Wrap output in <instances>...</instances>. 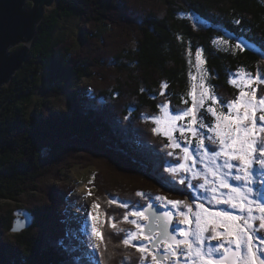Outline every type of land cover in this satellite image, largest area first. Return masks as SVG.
Returning <instances> with one entry per match:
<instances>
[{"label":"trees","instance_id":"16d2710c","mask_svg":"<svg viewBox=\"0 0 264 264\" xmlns=\"http://www.w3.org/2000/svg\"><path fill=\"white\" fill-rule=\"evenodd\" d=\"M77 16L93 25L90 31L83 27L84 43L77 44L84 49L91 45L92 62L82 58L74 41L68 43L58 33L63 17ZM219 35L232 38L233 44L218 45ZM242 38L250 44L243 51L234 41ZM32 44L28 61L0 90V199L14 204L0 213L11 238L0 242V264L66 261L72 250L64 247L67 225L60 223L59 213L66 193L61 189L50 197L51 209L27 202L34 201L35 180L50 173L60 179L62 170L58 167L55 173V167L63 168L69 158L78 162L77 151H83L79 152L83 158L105 160L107 173L137 176L135 185H125L128 189L118 185L123 191L113 192L107 184L99 194L103 207L108 196L132 200L146 196L140 191L153 195L158 186L170 187L173 181L164 168L170 140L152 117L159 115L163 103L181 110L190 105L189 75L197 50L206 57L210 82L222 102L236 99L241 92L231 81L233 73L245 69L264 74V0H58L38 25ZM110 63L114 69L108 68ZM83 78H91L90 88L79 85ZM43 80L56 94L31 105ZM62 94L65 107L49 109L48 102ZM43 108L49 109L48 115ZM146 111L151 117L144 116ZM208 120L211 123L212 116ZM64 147L72 155L61 158ZM22 206L35 216L34 224L14 233V212ZM104 233L112 231L105 226ZM120 246L117 241L106 264H112L109 259L114 264L129 262Z\"/></svg>","mask_w":264,"mask_h":264},{"label":"snow or ice","instance_id":"6c2138e0","mask_svg":"<svg viewBox=\"0 0 264 264\" xmlns=\"http://www.w3.org/2000/svg\"><path fill=\"white\" fill-rule=\"evenodd\" d=\"M236 23L239 24L240 21L237 20ZM237 47L243 51L248 45L242 38ZM195 55L197 67H199L201 50H197ZM248 79L251 81L253 78ZM255 79L264 83V75H258ZM232 83H235V80ZM163 86L167 87L166 84ZM200 87L203 91L200 92L199 100L193 95V107L183 111L182 115L169 116L170 121L174 123L185 116H191L189 128L192 129L199 121L193 109L202 108L206 97L219 102L217 94L209 97L204 85L201 84ZM195 88L196 86L193 85L194 90ZM260 91L264 93V89ZM221 105L229 109L228 114L217 115L212 107L207 109L216 117L214 127L205 122L199 123L200 128L207 127V130L213 133L207 139L213 145L218 144L219 150L209 151L204 143V137L194 132L197 135V147L203 150L201 159L206 161L204 183L200 184V188L209 194V203L230 205L232 208H238L243 215H233L225 211L213 212L205 208L203 203L196 204V210L193 211V205L187 201L169 200L168 203L174 208L183 205V209L188 210L187 212L180 210L179 215L183 218L180 223L190 227L187 230H179L178 238L169 230L172 220L171 214L167 212L155 216L147 234L144 232L143 225L136 220L129 221L136 226L137 231L127 233L123 244L128 246L131 241L138 239L146 241V244L136 249L141 253V261H147L150 256V264H181V260L183 264H264V235L257 231V227L259 230H264V123H261L264 122V115H256L258 112L264 113V96L257 97L255 90L251 92L242 90L239 97L230 102H221ZM162 107L167 109L168 106L165 104ZM165 114L168 115L167 112ZM153 119L155 123H160L159 118ZM183 131L184 129H180L182 136ZM165 134L171 141V132ZM171 146L179 147V144L172 141ZM183 153L185 161L192 159L188 148H184ZM220 159H223L222 165L217 164ZM253 165H258L262 170L261 184L257 189L251 186L256 183ZM221 168L226 171H220ZM233 170L238 174L232 176ZM178 171H192V167L186 168L185 164L181 163L178 168L169 169V172L173 174ZM200 176V173L193 172L194 178ZM209 176L212 177L211 181L208 179ZM229 177L242 181L243 186L234 187L229 183ZM180 183L183 184L184 180ZM220 189L228 191L218 195ZM122 206L127 207V205ZM151 207L150 205L149 208ZM189 214H191V220ZM132 215L140 219L144 218V213L140 211L133 212ZM124 219L127 221V215ZM112 227L115 228L116 225L113 224ZM222 227L226 229L223 233L218 231ZM93 232L98 238L103 239L102 234L95 228ZM257 240L260 241L258 246L254 244ZM210 241H218V243L214 245ZM95 247L98 248L99 245ZM161 249H163L162 252Z\"/></svg>","mask_w":264,"mask_h":264},{"label":"rangeland","instance_id":"374dc122","mask_svg":"<svg viewBox=\"0 0 264 264\" xmlns=\"http://www.w3.org/2000/svg\"><path fill=\"white\" fill-rule=\"evenodd\" d=\"M57 2L58 0H55L52 5L46 6L45 15L52 12V10L56 8ZM30 6H32L31 1H29V7ZM185 15L189 16L195 21L196 17L193 14L187 13ZM196 22L198 21L196 20ZM83 27L85 28L86 31L88 30L90 31L92 30L93 25L86 23L84 18L80 16L73 17V18L63 17L58 23V33L62 35L65 39H67L68 43H73L74 41L76 43L75 44L76 47H78L77 46V44H79L78 42L84 43L83 38L80 37L81 36L80 32L81 31L84 32ZM234 41H235V44H238L239 39H234ZM216 42L220 46L227 45V44H233L232 38H226L225 36H221V35L216 37ZM32 43L33 42L31 41H28V42L21 41L15 44L14 46H12L10 50L16 51L20 47L26 46L30 48V51H31L32 45H33ZM247 45L250 46V44H247ZM90 46L91 45H87V46L85 45L84 47H87V49H84L82 46L79 45L78 48L80 49V51L82 52V55L84 56L82 58L87 57L92 62L94 61L95 55L91 51L89 52L88 48ZM78 51L79 50H77V52ZM206 63H207L206 57L202 53H201V63L199 64V67H197L196 57L194 61L191 63L190 75H189L191 85L189 88L190 90H188L190 105L181 110V109H178L175 105H171L170 103H163L162 106L166 104L168 106L167 109H164L163 107H161L159 115L152 117V120H154L153 118L160 119V127H161L160 131L162 130L164 134L169 131L171 132L172 140L169 143L172 144V141H175V143L179 144V147H173L170 145V147L173 149L174 152H176L177 149H179L183 153L184 148L190 149L191 147H195V148H191L195 150V152L191 156L192 159H190L192 160L191 167L194 168L195 165H198V163L200 164L199 167L201 166V168L199 170V173L201 174V176L199 177V179H201L203 183H204L203 174L206 171L205 169L206 161H202L201 159V154L203 150L197 147V135L196 134L204 137V143L207 149L208 147H218V149L216 148L215 150H219V145L218 144L213 145L207 139V137L212 136L213 133L209 132L207 130V127L203 129L200 128L199 123L205 122L206 124H211L213 127L215 126L216 117L213 116L212 113L207 111L208 107H212L216 111L217 115H220V113L228 114L229 109L226 107H222L221 105L222 99L221 100L218 99L219 102H214L212 99L206 97L204 100V106L202 108L193 109V111L199 117V121L196 125L193 126L192 129L189 128V124L192 119L191 116H185L183 119L177 120L174 123L170 121L168 117L182 115L183 111H186L189 108H192L193 107V95H195L196 99L199 100L200 92L203 91V89H201L200 87L201 84H203L204 87L208 90L209 97L212 94H216L213 88V83L210 82ZM109 65H111V63ZM108 68L114 69V66L111 65ZM20 70H18L15 73V75ZM90 70L94 72L97 69L92 64L90 67ZM258 75H264V74L252 72L249 70L247 71L243 69L241 71H237L236 73H233L231 81L235 80V83L233 84L236 85L238 88H240L241 91L243 90L245 92H251L255 90L257 97H260V96H264V93L260 91L262 89L260 88V84H264V83H261L255 79V77ZM249 77H252L253 79L249 81L248 79ZM12 82H13V79L11 82L4 84V87H7ZM79 83H80L79 85H84L86 86L85 89H88L91 87L90 85L91 78H83L81 81H79ZM193 85L196 86L195 90L193 89ZM89 92H91L90 89H89ZM55 94H56L55 90H53V88H50L45 83V80H43L41 84L38 86L36 92L33 93V96L31 97L32 98L31 105L34 104L35 101L41 102L47 98H52L54 97ZM66 103L67 102L65 101V96H63L62 94V96L60 95V97H56L52 101L48 102V106L50 107L49 109L52 108V105L54 109H57V107L58 108L65 107ZM225 108L227 110H225ZM49 109L47 111V108H43V111L48 115ZM147 112L148 111L144 112V116L151 117V115H148ZM166 112L168 113V115L165 114ZM256 115L257 116L264 115V113L258 112ZM208 116H212L213 118L211 123H209ZM139 119H143V117L141 116ZM261 123H264V122H261ZM180 129H184L183 136L181 135ZM194 132L196 134H194ZM167 147H169V145ZM63 149L65 150L64 151L60 150L61 158H63L62 157L63 155H67V156L72 155V152L67 151L65 147ZM191 149L189 151H191ZM74 151H77V150H74ZM79 152H83V151L80 150ZM79 152L78 151L76 152L78 153L76 155L78 158L77 160L78 162H74L70 160L69 158L68 159L69 161H66L65 164L64 163L62 164L64 165L63 168L59 164H57V167H55L54 170H55V173H57L59 170L58 167H60V169L62 170V172H60V179H56L55 174L50 173L46 176L44 175L46 178H44L43 180L42 178L44 176L35 180L34 183H35L36 189L34 190L35 191L34 196H32L34 201L27 202V205L31 207H35V206H43L44 204H47L48 207L51 209L52 207L51 199L53 197L52 198L50 197L54 196V194H56L57 192H61V189H63V191L66 193L67 197L64 201L65 207L62 208L61 211L59 212L60 216L62 217V220L60 221V223H62L63 226L64 224L67 225V228L64 231L65 232L64 235L67 238L66 245H68V248L73 249L74 254H72L70 258L67 257L68 260H66L67 262L65 261L66 263L64 264H83L81 263L82 261L86 262V264H90L88 261H90L91 264H106L105 261L106 259H108V253L113 252L114 246L117 247V241L122 242V246H120V249L121 251H125L128 255L127 260L129 262H126V264H148V261L149 262L151 261V257L149 256L147 258V261H141L140 259L141 253L136 250L138 247L146 244L147 243L146 241H144L143 239H138V240L131 241V243L128 246H125L123 244V239L125 238L127 233L137 231L136 226L130 223L129 221L136 220L137 223L143 225V227L145 225V222L147 221V217L145 216V214H144V218L140 219L132 215V213L137 212V211L142 212L139 209V207L145 203H149L153 199L152 197H154V200L158 202L168 203V201L172 199L167 198L165 195H162V193L164 192L166 193V195L172 196L173 199L175 198L173 196L175 195V193L172 195L171 191L167 192L165 189L158 186L157 193L150 195L149 192L140 191L139 193H144L146 196L139 195L137 196V198H134L132 200L125 198L123 196L119 197L115 195H114V199H110V196L107 195L109 199L107 201V204L105 200L104 202H102L104 205L103 207L100 203V200L102 199V197H100L99 194H101L102 192H105L104 190L107 184L108 185L106 188H111L113 192L116 190L123 191L121 187H124L125 185L132 187L133 185H135L136 182L134 181H137V176L124 175V174L121 175L116 171L107 173L105 171L106 167H104L102 163L105 160L103 161V159L100 157H93V158L84 157L83 158L81 155H79ZM170 153H171L170 156H172V152ZM183 155L184 153L182 154V157ZM193 162H194V166H193ZM217 164L222 165L223 159L218 160ZM170 168H173V166H171ZM222 170L226 171L221 168L220 171ZM96 173H98L97 178H96L97 176ZM169 173L171 174V172ZM236 174L238 173L235 170H233L231 175L235 176ZM209 178L210 176L208 177V179ZM195 179L197 180V178ZM94 181L96 182V186H93ZM230 181H231V177H229V183ZM120 183L122 184L121 187L118 186ZM159 183L161 182L159 181ZM233 186L236 187L235 184H233ZM55 189H57V191H55ZM79 193L81 194L80 196L82 197H86L87 199L90 198L89 205L84 206L83 209L77 208V206H75V203L72 202L71 200L73 196L76 197V195ZM158 197H161L163 199H157ZM208 200H210V198ZM9 203L10 202H8L7 200L0 199V213L2 212V210H4V213H5L6 212L5 210H7L9 207L14 206L13 203H10V204ZM93 205H98V207L94 208ZM122 205H127V207H123ZM212 205L216 206L215 202H212ZM22 207H25V206H22ZM220 210L227 212L224 209H217V210L213 209L212 211L219 212ZM126 215L128 218L127 221L124 219ZM233 215H239V214L236 213ZM113 224L116 225L115 228L112 227ZM105 226H107V228L112 231V234L105 235L104 233ZM93 228H95L97 232L102 234L103 236L102 240L94 234ZM0 232H1L0 242L6 241V240L11 241V238H8L9 236L5 233V229L2 226L1 222H0ZM95 245H99V247L97 248L95 247ZM150 247L151 246L149 245V248ZM100 258L105 259L103 263H100ZM109 260L112 262V264H114L112 259H109Z\"/></svg>","mask_w":264,"mask_h":264},{"label":"water","instance_id":"95a60500","mask_svg":"<svg viewBox=\"0 0 264 264\" xmlns=\"http://www.w3.org/2000/svg\"><path fill=\"white\" fill-rule=\"evenodd\" d=\"M29 1L32 2L30 7ZM54 1L0 0V90L4 84L12 81L15 73L29 59L30 48L22 46L16 51L10 48L21 41L33 42L38 25L45 16L46 6L52 5ZM150 205L143 208V211L152 217V222L146 228L152 225L158 214L155 204ZM14 213L13 232H21L34 224L35 216L26 207H19ZM169 230L172 231V223Z\"/></svg>","mask_w":264,"mask_h":264},{"label":"flooded vegetation","instance_id":"af4514ba","mask_svg":"<svg viewBox=\"0 0 264 264\" xmlns=\"http://www.w3.org/2000/svg\"><path fill=\"white\" fill-rule=\"evenodd\" d=\"M173 160L176 161V163L181 164L184 163L186 168L191 167L192 165V161L188 160L185 161L183 159L182 156L180 157H176L173 158ZM178 166L176 168H178ZM196 167V165H195ZM193 169V168H192ZM193 172H195L194 170L192 171H178L175 176L177 178L176 181H173L170 185V187L166 188L165 190L167 192L172 193V195L175 193V195H173L175 198L173 199L172 196H168L166 195V193H162V195H165L167 198H170L172 200H177V201H187L189 204L193 205V211H195V205L198 203H203L205 208L209 209V210H217V209H224L227 212H230L232 214H239V215H243L238 208H232L230 205L227 204H217L215 203L216 206L212 205V203H209V194L205 192L204 189L202 188H196V184H198L197 180L193 177ZM223 172V171H222ZM262 170H260L259 168H254L253 166V173H254V177L256 179V183H253L251 186L254 189H257L258 186L261 184L260 181V175H261ZM181 180H184V183H180ZM212 180V177L209 178V181ZM230 183L233 185L235 184L236 187H242L243 186V182L242 181H236L231 179ZM227 189H220L218 192V195L220 193H227ZM160 205H162L159 209H158V215H162L163 213L167 212L171 214V217H173V229L172 232H174L178 238H179V230L184 229L187 230L190 225H185L180 223V221L183 219L180 215H179V211L180 210H184L185 212H187V209H183V205H181L179 208H174L171 204L169 203H160ZM221 211V210H220ZM189 219L191 220V214H189ZM151 222H152V217H151ZM258 221L256 222V224L258 225ZM225 227L219 228L218 231L220 232H225ZM257 231L261 234L264 235V230H259L257 227ZM211 244H217L218 241H210ZM254 244L256 246H258L260 244V241L257 240L254 242ZM163 251V249H161V252ZM222 251V250H221ZM148 264H150V262L148 261ZM181 264H183V260H181Z\"/></svg>","mask_w":264,"mask_h":264},{"label":"bare ground","instance_id":"6f19581e","mask_svg":"<svg viewBox=\"0 0 264 264\" xmlns=\"http://www.w3.org/2000/svg\"><path fill=\"white\" fill-rule=\"evenodd\" d=\"M83 191V190H82ZM81 194H77L76 197L73 196V198L71 199L72 202L75 203V206H77V208H84V206H88L90 203V198L87 199L86 197H82L80 196ZM121 204V203H120ZM71 210V209H70ZM74 211V210H73ZM79 211V210H78ZM89 212V211H88ZM127 228V227H126ZM131 229V228H130ZM81 263L86 264V262L82 261Z\"/></svg>","mask_w":264,"mask_h":264}]
</instances>
